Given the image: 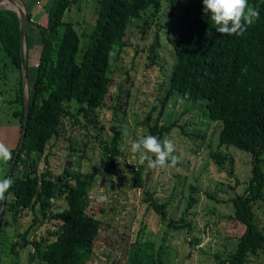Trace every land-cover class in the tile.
Here are the masks:
<instances>
[{"label":"trees","instance_id":"16d2710c","mask_svg":"<svg viewBox=\"0 0 264 264\" xmlns=\"http://www.w3.org/2000/svg\"><path fill=\"white\" fill-rule=\"evenodd\" d=\"M78 1L48 0L41 10L37 8L31 12L26 9L27 33L33 26L32 31L35 29L39 35L41 49L37 66L31 65L34 74L29 82L25 137L10 175L14 183L7 192L10 199L6 196L0 226L2 240L4 227L17 225L14 236L19 240L9 241L8 248H2L0 241L1 250L14 257L13 264L18 263L22 251L27 252L28 263L88 264L102 225L101 217L88 211V192L94 172H83L74 167V161L67 159L62 169L52 174L47 166L50 149L44 155V171H38L37 161L48 142L58 134L63 116L72 119L75 128L80 125L78 115L69 106L75 103L77 113L84 116L85 125L92 130L90 136L102 145L103 160L108 158L110 167L117 166L123 128L121 123L111 124L110 139L102 138L104 127L99 125L96 110L106 104V96L113 85L112 57L126 44L124 37L128 24L142 14L154 16L161 5L160 0H98L94 25L82 42V34L73 21L65 18L66 12ZM248 1L259 12V18L247 26L242 35L229 36L216 30L211 14L203 10L202 0H188L185 19L174 45L176 61L159 112L162 113L169 96L178 93L184 98L187 93L186 99L201 104L208 119L218 126L217 147L208 152L214 164L233 176L235 159L229 148L251 155V172L245 190L226 200L232 205L233 220L244 225V229L233 252L218 260L220 264H246L250 257L257 258L264 253V231L259 226L254 207L256 200H264V0ZM35 3L41 5L38 0ZM150 25L151 21L144 19L143 29ZM0 45L20 73L14 98L20 108L14 110L13 115L19 120L21 137L24 106L20 24L18 14L10 8H0ZM28 49L29 46L25 54L26 65ZM174 125L175 122L160 123L157 118L149 130L151 135L161 139ZM179 128L184 129L182 125ZM18 143L12 149L13 156ZM199 148L196 144L195 151ZM70 150L73 155L74 148L70 147ZM8 164L10 166L11 161ZM139 177L140 170H136L134 179L137 183ZM188 189L187 206L177 220L167 213L170 198L159 202L146 191L143 199L168 227L191 229L192 225L184 215L195 202L192 192L196 187L190 185ZM59 201L63 206L58 205ZM99 212L104 213L105 208L101 206ZM29 213V222L19 231V220ZM191 240L196 244L200 238ZM163 241L157 245L150 240L129 242L123 264H166L169 246Z\"/></svg>","mask_w":264,"mask_h":264},{"label":"rangeland","instance_id":"374dc122","mask_svg":"<svg viewBox=\"0 0 264 264\" xmlns=\"http://www.w3.org/2000/svg\"><path fill=\"white\" fill-rule=\"evenodd\" d=\"M17 1L31 12L37 8L41 10L48 3V0H38L41 2L38 6L36 0H22L24 5ZM18 3H11L13 6L10 7L21 8ZM248 3L252 6V2ZM160 4V10L154 16L142 14L128 24L124 37L126 44L112 57L113 85L106 96V104L96 110L99 125L104 127L102 138L110 139L111 124L121 123L123 128L119 143L121 154L116 156L117 166L112 168L108 158L103 160L102 145L90 136L92 130L85 125L84 116L77 113L78 105L75 103L69 106L78 115L80 125L75 128L72 119L63 116L58 134L48 142L37 161L38 171H44V155L50 149L47 166L52 174L58 173L67 159L74 161V167L83 172H94L88 192V211L100 216L102 225L88 264H123L125 247L129 242L150 240L157 245L163 239L164 244L169 246L166 264H220L218 260L233 252L244 229V225L233 220L232 205L226 200L245 190L251 172V155L230 147L235 162L234 174L229 176L208 156V152L217 147L218 126L208 119L201 104L190 99L180 104L179 99L183 97L176 93L167 98L159 114L176 61L174 45L178 29L185 19L188 0H160ZM97 7L98 0H79L66 12L65 18L72 20L82 34V42L94 25ZM36 18L39 20L38 15ZM147 18L151 25L144 30V19ZM32 27L28 29V43L27 38L25 43V54L29 46L28 82L33 79L31 65L37 66L36 59L41 49L39 35L35 29L32 31ZM19 77V70L10 63L0 45V141L11 150L20 138L19 120L13 115V111L20 108V104L14 101ZM147 118H150V123ZM157 118L160 123L175 122L171 131L160 140L167 138L174 142V155L179 158L176 167L152 169L147 163L138 164V154L131 152L133 141L151 135L149 127L155 124ZM179 125L184 129L181 130ZM196 144L200 146L199 151H195ZM70 147L74 148L73 155L70 154ZM9 167L8 162H0V179L6 178ZM262 169L264 171V167ZM136 170H140L139 183L134 179ZM190 185L196 187L192 192L195 202L184 216L191 223V229L187 226L179 229L168 227L143 199L146 191L159 202L170 198L167 213L177 220L183 216L187 206ZM99 195H104L106 199L100 201ZM7 198L10 199V193ZM58 205L63 206L62 201ZM101 206L105 208L102 214L99 212ZM254 207L259 226L264 231V200H256ZM30 218L29 213L19 220V231ZM16 227H4L0 240L2 248H8L9 241L18 239L14 236ZM193 237L200 238L199 243L195 244L191 240ZM26 253L22 251L19 254L17 264H34L28 263ZM13 261L14 257L0 248V264H13ZM246 264H264V253L257 258L250 257Z\"/></svg>","mask_w":264,"mask_h":264},{"label":"clouds","instance_id":"9594fccd","mask_svg":"<svg viewBox=\"0 0 264 264\" xmlns=\"http://www.w3.org/2000/svg\"><path fill=\"white\" fill-rule=\"evenodd\" d=\"M204 12L210 13V18L216 30L224 35H242L247 26H251L259 18V12L249 5L248 0H202ZM188 94L179 99L184 104ZM176 146L171 139L161 141L156 136H142L131 143V152L138 154L137 163L152 169L172 168L179 163L178 156L174 155ZM14 159L12 150L0 141V162L7 163ZM131 163V162H129ZM14 183L11 177L0 179V201H4L6 193ZM104 201L106 197L99 195Z\"/></svg>","mask_w":264,"mask_h":264},{"label":"water","instance_id":"95a60500","mask_svg":"<svg viewBox=\"0 0 264 264\" xmlns=\"http://www.w3.org/2000/svg\"><path fill=\"white\" fill-rule=\"evenodd\" d=\"M3 0H0V3H2ZM13 4H16L18 2L17 0H9ZM22 2V0H20ZM23 3V2H22ZM24 5V3H23ZM23 9L21 8H15V7H10V6H1L0 8H10L14 10L19 17V24H20V58H21V71H22V86H23V106H24V119H23V127H22V132H21V137L19 140V143L15 149L14 152V159L11 161L10 167L7 171L6 178L10 177L11 172L13 170L19 149L23 143L24 137H25V126L27 123V116L29 112V103H30V91H29V82H28V77H27V65H26V59H25V43H26V38H27V24H28V18H27V11L25 6H22ZM7 196V193H6ZM6 203V198L4 201H1L0 205V226L2 222V213L4 210V206Z\"/></svg>","mask_w":264,"mask_h":264},{"label":"bare ground","instance_id":"6f19581e","mask_svg":"<svg viewBox=\"0 0 264 264\" xmlns=\"http://www.w3.org/2000/svg\"><path fill=\"white\" fill-rule=\"evenodd\" d=\"M12 2H10L9 0H3L1 4H5V5H8V6H13V4H11ZM18 3V2H16ZM19 4V3H18ZM20 5V4H19ZM21 6V5H20ZM21 8L23 9V7L21 6Z\"/></svg>","mask_w":264,"mask_h":264}]
</instances>
